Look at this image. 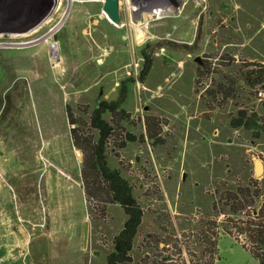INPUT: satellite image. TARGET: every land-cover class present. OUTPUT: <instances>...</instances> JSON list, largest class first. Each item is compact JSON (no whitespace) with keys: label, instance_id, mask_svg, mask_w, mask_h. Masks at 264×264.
I'll return each instance as SVG.
<instances>
[{"label":"rangeland","instance_id":"obj_1","mask_svg":"<svg viewBox=\"0 0 264 264\" xmlns=\"http://www.w3.org/2000/svg\"><path fill=\"white\" fill-rule=\"evenodd\" d=\"M103 1L49 0L37 32L0 33V264L107 263L126 216L113 204L103 214V193L86 198L70 131L89 137L95 102L123 86L124 126L143 136L107 158L143 209L126 264H260L246 236L216 227L264 212V130L231 126L244 111L264 128V76L247 82L264 71V0H120L116 26ZM251 181L249 211H213Z\"/></svg>","mask_w":264,"mask_h":264},{"label":"trees","instance_id":"obj_2","mask_svg":"<svg viewBox=\"0 0 264 264\" xmlns=\"http://www.w3.org/2000/svg\"><path fill=\"white\" fill-rule=\"evenodd\" d=\"M191 46L186 45L183 48L186 49ZM143 59L145 64L142 75L144 76L151 69V59L146 53ZM254 74H248L247 78V82L252 88L263 82L261 80L264 71H258ZM124 101L125 87L123 86L116 101L108 102L99 99L95 102V107L89 116V137H82L81 131L76 128L70 131L74 147L83 154L81 180L86 198L89 201H94L97 192L100 195L103 193V198L97 199V204H104L101 207V212L104 214V206L113 204L120 206L126 216L122 230L114 238V252L108 256L106 264H126L127 261H130L133 242L143 220V209L134 196L132 186L122 177L120 171L109 168L107 162L108 151L112 152V147L123 149L128 142H141L143 140V136L136 137L124 126L129 117V114L122 108ZM66 111L69 124L75 126L77 123L73 119L71 107L66 106ZM106 114L110 115L109 120L104 118ZM231 126L236 129L243 127L248 130H264L263 127H259L254 114L248 117L244 111L238 112L237 117L231 121ZM259 195L258 187L252 181L247 186L239 185L235 187L234 191L222 193L219 200L213 202V211L217 214H225L226 209L231 214L249 211ZM263 215L264 212L256 213V215H251L249 212L247 220L234 221L228 218L226 220L227 226L219 225L216 227L223 230L224 236H229L238 243H240L239 237L246 236L250 246L247 243L240 244L260 264H264ZM233 229L236 230L237 236L233 235ZM212 236L214 241L212 242L211 256H216L218 239L221 237L219 238L217 233H212Z\"/></svg>","mask_w":264,"mask_h":264},{"label":"water","instance_id":"obj_3","mask_svg":"<svg viewBox=\"0 0 264 264\" xmlns=\"http://www.w3.org/2000/svg\"><path fill=\"white\" fill-rule=\"evenodd\" d=\"M19 1L18 4H15ZM2 0L0 3V15L13 18L11 23L3 24L0 33L26 34L34 30L45 18L48 9L51 8L49 0ZM44 10V11H43ZM103 13L106 18L115 25H121L120 0H104ZM14 16V17H13ZM15 19V20H14ZM258 173H262V164L258 165ZM88 241V223L84 228V242Z\"/></svg>","mask_w":264,"mask_h":264},{"label":"bare ground","instance_id":"obj_4","mask_svg":"<svg viewBox=\"0 0 264 264\" xmlns=\"http://www.w3.org/2000/svg\"><path fill=\"white\" fill-rule=\"evenodd\" d=\"M69 1H72V0H69ZM163 11H164V9H162V8L160 9V7H157L156 12H163ZM165 11H166V10H165ZM46 21H48V19H47V20H44V21H43V22H42V23H41L36 29H38V28H39L41 25H43L44 23H47ZM111 23H112V22H111ZM112 24H113V23H112ZM113 25L116 26L115 24H113ZM36 29L33 30V31L37 32ZM33 31H32V32H33ZM32 32H31V33H32ZM29 34H30V33H29ZM22 36H23V34H22Z\"/></svg>","mask_w":264,"mask_h":264},{"label":"crops","instance_id":"obj_5","mask_svg":"<svg viewBox=\"0 0 264 264\" xmlns=\"http://www.w3.org/2000/svg\"><path fill=\"white\" fill-rule=\"evenodd\" d=\"M221 238H222V237H221ZM221 238H220V239H221ZM232 239H233V238H232ZM233 240H234V239H233ZM239 244H240V243H239ZM240 245H241V244H240ZM216 260H217V258H216ZM216 260H215V261H216Z\"/></svg>","mask_w":264,"mask_h":264}]
</instances>
